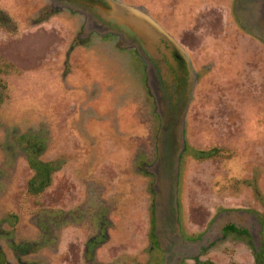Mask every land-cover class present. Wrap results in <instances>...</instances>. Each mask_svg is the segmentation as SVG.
Here are the masks:
<instances>
[{
  "label": "rangeland",
  "instance_id": "obj_1",
  "mask_svg": "<svg viewBox=\"0 0 264 264\" xmlns=\"http://www.w3.org/2000/svg\"><path fill=\"white\" fill-rule=\"evenodd\" d=\"M121 1L172 35L198 76L175 199L150 167L164 123L145 62L79 15L0 0V264H256L264 44L235 0ZM237 2L264 37V0Z\"/></svg>",
  "mask_w": 264,
  "mask_h": 264
},
{
  "label": "flooded vegetation",
  "instance_id": "obj_2",
  "mask_svg": "<svg viewBox=\"0 0 264 264\" xmlns=\"http://www.w3.org/2000/svg\"><path fill=\"white\" fill-rule=\"evenodd\" d=\"M43 1L49 3L50 7L52 9H55V11L59 9L61 11L64 10V11H68L71 14L79 15L82 20V23H84L83 30L90 35L98 34L103 37L114 36L115 38H118L120 43L123 42L125 47L127 46V48L134 50L136 54L145 62L148 84L150 85V90L152 91V95L155 97L156 100L155 104L156 106H158V110H159L158 113L159 116L161 117L162 124L164 123L161 131V136H160L161 138L158 142L157 159L155 163L150 167L153 169L152 173L155 178V185L156 183H160L159 180L163 178V176H165L166 178L163 180H165L166 182L167 178L169 177V179L171 180L170 181L171 185H173V181H175L176 178L175 183L177 186L179 167L181 164V160L183 158V154L185 152V141L184 138L180 140V135L178 133L176 138L172 136V134L170 133L172 132L171 130H176V126L178 127V125L180 124L182 116L187 113L198 80L197 78L198 76L194 71L192 60L188 52L178 43L186 52L190 60V63L187 62L185 57L180 52L170 49L167 43H164L166 53H162L159 59H150L149 57H147V55H144L142 53V46L140 44V41H138L137 38L134 37V35H132L127 29L118 28L112 22L106 23L98 15V11L100 8H105V9L110 8V4H109L110 1L108 2V0H43ZM117 1L123 3L121 0H111V2H117ZM234 9L241 27L244 30H246L248 34H250L251 36H253L254 38H256L257 40H259L264 44V37L260 34H259L260 36L257 35L259 31H253L250 28L251 24L247 26V23L249 21L247 22L248 18L246 17L247 16L246 10L244 9L241 3L237 2V0H235ZM238 10H240V12L237 14ZM261 10H264V7L261 8ZM141 11L148 14L144 10ZM148 15L150 16V14ZM190 88L192 89L191 92H190ZM170 128L172 129L170 130ZM175 168H177L176 175H175ZM163 180L162 183H164ZM172 187L173 186H171V188ZM173 209H176L174 205H173ZM174 212L176 214L175 210ZM175 224L173 225L174 231L176 229L175 234H177V236L179 235L180 236L179 238H181L182 241L186 242L182 238L181 232L179 231L180 234L177 233L178 229L176 228L177 225ZM166 242L167 244L169 243V241ZM199 242L200 241L194 242V244L199 245ZM187 243L190 242L187 241ZM170 244H171L170 246H172L173 248L174 245L178 246L179 244L178 239L176 238V242L175 241L170 242ZM177 252L179 253L180 251L171 250L170 253L178 255ZM167 255L169 256L171 254L167 253ZM183 256L181 255L180 257ZM177 257L175 258V261L178 259Z\"/></svg>",
  "mask_w": 264,
  "mask_h": 264
},
{
  "label": "water",
  "instance_id": "obj_3",
  "mask_svg": "<svg viewBox=\"0 0 264 264\" xmlns=\"http://www.w3.org/2000/svg\"><path fill=\"white\" fill-rule=\"evenodd\" d=\"M110 1V2H109ZM110 8H100L98 15L106 22H112L118 28L127 29L134 37L140 41L142 53L150 59H159L162 53H166L164 43H167L170 49L180 52L187 62L190 60L184 49L178 42L170 36L166 30L157 23L152 17L143 11L132 6L120 3L111 2L108 0ZM108 4V5H109ZM190 88V92H191ZM185 115L182 116L181 122L178 125L180 140L183 138V125L185 124ZM177 168H175L176 175ZM176 181V178H175ZM173 181V198L177 193V186Z\"/></svg>",
  "mask_w": 264,
  "mask_h": 264
},
{
  "label": "trees",
  "instance_id": "obj_4",
  "mask_svg": "<svg viewBox=\"0 0 264 264\" xmlns=\"http://www.w3.org/2000/svg\"><path fill=\"white\" fill-rule=\"evenodd\" d=\"M215 150V149H214ZM215 152V151H214ZM213 152V150H211V154H213L214 153ZM201 153V152H200ZM210 153H208V154H205V153H201V155H207V156H209V155H211ZM258 223L260 224V226H261V231L264 229V225H263V221L261 220V219H258ZM235 228V227H234ZM229 230H230V228H228ZM232 229V228H231ZM224 232V231H223ZM221 235H223V234H221ZM261 235H262V232H261ZM220 237V236H219ZM203 241V240H202ZM201 241V243H199V245H203V244H205V243H203ZM204 246V245H203ZM264 246L261 248V250L259 251V252H256V259H257V263L256 264H264Z\"/></svg>",
  "mask_w": 264,
  "mask_h": 264
}]
</instances>
